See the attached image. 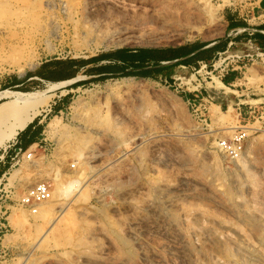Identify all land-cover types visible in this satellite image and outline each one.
<instances>
[{
	"label": "rangeland",
	"instance_id": "374dc122",
	"mask_svg": "<svg viewBox=\"0 0 264 264\" xmlns=\"http://www.w3.org/2000/svg\"><path fill=\"white\" fill-rule=\"evenodd\" d=\"M25 1L0 4V38L19 43L36 67L18 71L0 48V92H44L49 100L0 149V264H264V48L237 38L264 26L260 0H180L191 3L188 22L161 21L168 13L180 19L178 0ZM11 3L26 12L10 15ZM195 3L215 9L198 17ZM229 20L246 28L230 30ZM101 29L110 30L108 45L93 41ZM213 42L221 45L213 61L236 69L231 82L217 80L223 86L213 81L219 69L202 62L171 67L165 83L153 72L120 74L116 61L103 59ZM231 125L248 131L237 159L217 147L234 131L220 127ZM17 138L22 147L13 146ZM23 153L31 155L24 162ZM37 183L70 188L53 204L66 205L71 222L40 244L46 224L12 214Z\"/></svg>",
	"mask_w": 264,
	"mask_h": 264
},
{
	"label": "bare ground",
	"instance_id": "6f19581e",
	"mask_svg": "<svg viewBox=\"0 0 264 264\" xmlns=\"http://www.w3.org/2000/svg\"><path fill=\"white\" fill-rule=\"evenodd\" d=\"M10 0H0V4L1 3H9ZM27 1V0H26ZM25 1V3H27ZM76 1V0H75ZM15 2V1H14ZM32 2V1H29ZM202 2V1H201ZM64 2H62L63 4ZM178 3V7L182 9V14L180 15V19L174 18L173 15L171 14H166L161 16V21L166 22L167 20H171V21H175L179 20V21H185L188 22L189 20V12L191 11L190 5L191 3L188 1H177ZM227 3V2H224ZM16 4V3H15ZM23 4V3H22ZM30 4V3H29ZM53 4V3H52ZM4 4H2L3 6ZM229 5V4H228ZM8 6V4H7ZM23 6V5H22ZM19 7V5H13L12 3L10 4V8H6L9 9V12L7 13H13L10 15H14V12H21L20 10L22 9V11L27 10L24 9L26 6H23L24 8ZM47 6H50V3H47ZM53 6V5H52ZM1 7V5H0ZM55 7V6H54ZM3 7H1V12L4 10L2 9ZM30 8V6H29ZM34 8V7H33ZM32 9V8H31ZM44 9V7H43ZM49 9V8H48ZM51 9V8H50ZM215 9V8H214ZM214 9L212 8V6L210 7L209 5H200L199 3H195L194 4V8L193 10L198 13V17L199 16H210L212 15ZM45 10V9H44ZM40 11V10H39ZM48 11V10H47ZM57 11V10H56ZM0 12V13H1ZM26 12V11H25ZM24 12V13H25ZM30 12V11H29ZM44 12V11H43ZM5 13L4 15L6 16ZM45 13V12H44ZM50 13V11L48 12ZM47 13V14H48ZM56 13V12H55ZM59 13V12H58ZM216 13V12H215ZM21 14V13H20ZM26 15H28L27 13H25ZM38 14V13H37ZM2 15V13H1ZM8 15V14H7ZM23 15V14H22ZM25 15V16H26ZM46 15V14H45ZM4 16V17H5ZM21 16V15H20ZM24 16V15H23ZM29 16V15H28ZM31 16V15H30ZM40 16V15H38ZM47 16V15H46ZM3 17V15L1 16ZM7 17V16H6ZM5 17V18H6ZM17 17V16H16ZM32 17V16H31ZM42 17V16H41ZM40 17V18H41ZM44 17V16H43ZM48 17V16H47ZM4 18V19H5ZM14 18V17H13ZM52 18H54V16H52ZM57 18V17H56ZM192 18V17H191ZM195 18V17H194ZM3 19V18H0ZM8 18H6L4 21L7 22ZM9 19H11L9 17ZM18 19V18H17ZM29 19V18H27ZM44 19V18H43ZM50 19V18H49ZM48 19V20H49ZM65 19V18H64ZM197 19V18H196ZM1 21V20H0ZM3 21V22H4ZM13 21V20H12ZM15 21V20H14ZM25 22V19L22 20ZM21 21V22H22ZM41 21V24H43V20H39ZM11 23V21H9ZM8 22V23H9ZM19 22V21H18ZM28 22V21H27ZM45 22V21H44ZM50 22H52V20L50 19ZM56 22V21H55ZM2 23V22H1ZM20 23V22H19ZM49 23V22H48ZM21 24H24L23 22ZM46 24V22H45ZM54 24V21H53ZM4 25V23H3ZM10 25V24H9ZM28 25V24H27ZM52 25V24H51ZM58 25H55V28L58 29L57 27ZM9 27V26H8ZM22 27V25H21ZM50 30H53V27L48 26ZM108 28V27H107ZM11 29V28H10ZM22 29V28H21ZM20 29V30H21ZM56 29H54L53 33H55ZM13 30V28H12ZM102 30V29H101ZM6 31V30H5ZM17 31V30H16ZM103 34L101 37L99 38H95L93 41H100L103 42L105 41V37L108 36V34L110 33L109 29H104L102 30ZM18 32V31H17ZM51 32V31H50ZM6 33V32H5ZM52 33V32H51ZM50 34V33H49ZM101 34V33H100ZM51 35V34H50ZM13 36V35H11ZM20 36V35H19ZM84 37V36H83ZM54 38V37H53ZM22 39V38H21ZM27 39V38H26ZM50 39V38H49ZM90 39V38H89ZM89 39H87L88 43H89ZM13 40V39H12ZM84 40V39H83ZM21 41V40H20ZM47 41V40H46ZM14 42V41H13ZM22 42V41H21ZM29 42V41H28ZM85 42V41H84ZM24 43V42H23ZM33 43V42H32ZM47 43V42H46ZM104 43V42H103ZM19 43L13 44V43H9L6 41V39L0 38V48L3 49V51H7L9 53V56L11 55L12 57V61L10 63L11 66L16 67V69L18 71L23 72L25 68L28 69H34L36 67V64L33 62V57L31 55H27V56H23V51H22V47H20L18 45ZM101 44V43H100ZM99 44V45H100ZM106 44V43H104ZM110 44V42H109ZM32 45V44H31ZM85 45V44H84ZM89 45V44H88ZM108 45V44H106ZM105 45V47H106ZM27 46V45H25ZM96 47V46H95ZM8 48V49H7ZM30 48V47H29ZM32 48H30L31 50ZM253 49V48H252ZM33 50V49H32ZM91 50V49H90ZM5 53V52H4ZM7 53V54H8ZM34 55V53H33ZM4 56V55H3ZM6 59V58H5ZM8 59V58H7ZM9 60V59H8ZM6 61V60H5ZM35 61V60H34ZM10 62V61H9ZM177 73V72H176ZM22 74V73H21ZM75 78V77H74ZM180 79V78H179ZM182 79V78H181ZM79 79H75V81H77ZM217 79H213L214 83L216 86H223L219 81H217ZM69 82H74L69 80ZM69 82H65V83H69ZM212 84V83H211ZM225 87V85H224ZM49 88V87H48ZM52 89V88H51ZM52 95V94H51ZM50 97V96H49ZM48 97L44 95V92H12L10 90H3L2 92H0V101L4 100V102H0V149L4 150L6 148V143L10 142L11 140H13L16 135L18 134L19 131L23 130L30 122H32V120L36 117V115H38L39 113V107L42 105H45L47 103ZM48 105V104H47ZM140 105H137V107ZM136 107V106H135ZM136 107V108H137ZM136 110V109H135ZM140 112V111H139ZM217 116V115H216ZM227 117V116H226ZM217 121L218 120H224L225 117L221 116L220 117H216ZM55 119V118H54ZM114 120V119H113ZM226 120V119H225ZM224 123H222L223 125ZM234 124V123H233ZM112 125V124H111ZM49 127H51L52 130H55L57 128V123L55 120L50 121L49 123ZM112 129H116V127L111 126ZM229 129V130H235L236 126H221L220 129ZM211 133H213L212 135H216L215 131H211ZM81 140V139H80ZM75 151V150H74ZM76 152V151H75ZM77 153V152H76ZM31 157L30 154L25 155V153L22 154L20 160L22 162L26 161L27 159H29ZM34 163V162H33ZM27 165V164H26ZM15 171L11 172L9 174V180H12L14 178L15 175ZM6 176V175H5ZM4 178V177H3ZM56 183V182H55ZM74 185V184H73ZM32 187V186H31ZM68 187V186H66ZM61 186V184H57L56 185V190L55 192L50 191V198L46 201H43L41 203H39L35 208V210L33 211L32 209H25V210H21L17 209L15 210L12 214H15L17 216V220L18 222L20 221L21 223H28L27 219L29 215H33L34 220L36 223H33L34 225H40L39 223H44L46 224V228H41L44 230L39 231V235L37 240V244L40 242H42L43 240H45L46 237H48L50 234L52 233H56L59 232V226L61 224L62 225H66L68 223V221H70V218L68 216V214L66 213L67 211V206L64 204H53L54 203V199L57 197V193H60L63 195V192H65L66 190H69L70 188H66ZM74 187V186H73ZM80 187V186H79ZM63 188L65 191H63ZM82 187H80L81 189ZM79 189V191H80ZM73 190V189H72ZM71 191V190H70ZM68 194V191H67ZM66 215V217H65ZM15 217V216H14ZM16 220V219H15ZM19 222V223H20ZM71 222V221H70ZM69 222V223H70ZM14 223V222H13ZM17 224V223H16ZM18 225V224H17ZM69 225V224H68ZM27 226V225H26ZM41 226V225H40ZM68 227V226H67ZM74 230V229H73ZM38 234V233H37ZM69 238V237H68ZM68 240V239H67ZM68 244V243H67Z\"/></svg>",
	"mask_w": 264,
	"mask_h": 264
},
{
	"label": "trees",
	"instance_id": "16d2710c",
	"mask_svg": "<svg viewBox=\"0 0 264 264\" xmlns=\"http://www.w3.org/2000/svg\"><path fill=\"white\" fill-rule=\"evenodd\" d=\"M231 26H233V24H231ZM257 29L264 30V26H261L260 28H257ZM246 35L247 33L244 32L242 35H239V37H245ZM252 39L256 42L257 45L264 47V34L263 33H259V32L254 33L252 35ZM190 51H191L190 45H183L177 48L170 47V48H163V49L140 48V49H135V50H130V51H123L125 54L123 52H119L118 54L112 53L103 59L104 60H114L118 62L117 64L119 66L118 67L119 69L117 72H120V74L129 75L128 73H125L124 71L128 69H138L139 71L135 72L134 74L146 76L147 74L149 75L152 72L161 71V73L165 72L164 74L165 76H169L170 68L173 66L162 67V68L155 70L153 69V62H154V65H157V61L160 59L172 60L174 58L184 57L188 55ZM200 55L202 58H204L205 61L203 62L205 63H208L209 61L213 59V58L209 59L211 56L208 50L200 53ZM208 59L209 61H206ZM148 67L150 68L147 69ZM153 76L155 75L153 74ZM232 77H234V74H229L225 76L223 79V82L227 84L229 82L228 79H231ZM27 132L30 133L29 129ZM32 139L34 138H31L30 141L29 140L27 141L28 145L33 143L34 140Z\"/></svg>",
	"mask_w": 264,
	"mask_h": 264
},
{
	"label": "built area",
	"instance_id": "2783aa9c",
	"mask_svg": "<svg viewBox=\"0 0 264 264\" xmlns=\"http://www.w3.org/2000/svg\"><path fill=\"white\" fill-rule=\"evenodd\" d=\"M240 31H242V30H240ZM215 57L211 61H209L208 63H205V62L200 63L201 68H206L207 66H211L214 71L219 69L220 75L217 78H218V80H222V82H223V79L225 76H227L229 74L235 75L236 69L234 68L233 65L225 63L226 59H222L221 61L218 60L216 63L215 61H213L215 59ZM171 80H172L171 78L168 81L163 79V81H165V83H170ZM200 88H201V84L198 85V89H200ZM195 92L199 94V91L197 89H195ZM194 96L197 97V94H194ZM205 102L206 101H204V105H202V109H201L202 120H200V121L203 123L206 122V118L204 117V113L207 111ZM238 115H240V113ZM255 131H257V130H255ZM255 131H254V133H255ZM247 132L248 131H245L241 127H238V128H236V130H234L232 132V134L229 138L218 139L217 147H218L219 152L224 157H227L229 159H237V157L241 153V150L243 147V142L245 140V137L247 136ZM0 162H3V157H0ZM1 180L2 179H0V182H1ZM49 189L50 188L46 183H37V184L33 185L32 187L25 189V191L22 193V195L18 199L19 207L32 209L34 211L36 209L35 207L39 203L46 201L50 198Z\"/></svg>",
	"mask_w": 264,
	"mask_h": 264
},
{
	"label": "crops",
	"instance_id": "0c3cea01",
	"mask_svg": "<svg viewBox=\"0 0 264 264\" xmlns=\"http://www.w3.org/2000/svg\"><path fill=\"white\" fill-rule=\"evenodd\" d=\"M255 8L256 9H258V8L259 9H264V0H260L259 3L257 4V6H255ZM231 24H233V26H231ZM228 28L230 30L244 29V28H246V24L244 22L240 21V20H233V21L229 20ZM254 30H256V29H254ZM257 32L264 34V30H262V31L260 30V31H257ZM252 35H248V33H247V35L245 36V39L246 38L247 39H252ZM237 38H240V37L238 36ZM225 43H223V44H225ZM187 45L191 46V51H190V53L188 55H186L184 57H180V58H174L172 60L160 59V60L157 61V65H154V62H153V69L156 70V69H159V68H162V67H167V66H173L174 67L175 65H184V66L185 65H187V66L197 65V63H199V62L205 61L204 58L201 57L200 53L208 50L210 52V56H211L209 59H212V58H214L216 56L217 49H219L221 47V45L216 43V42L209 43V44L191 43V44H187ZM171 48H174V47H171ZM175 48H177V47H175ZM153 49H163V48H153ZM209 59L206 60V61H209ZM149 68L150 67H148L147 69H149ZM131 70L132 71H137L138 69H131ZM153 74L155 76H158L159 79L168 80V79H170L172 73L170 71L169 72V76H162L163 74H165V72L161 73V71L153 72ZM232 79H233V77L231 79H228V81L231 82ZM17 145H20L18 138L16 139V142H15V144L13 146L15 147Z\"/></svg>",
	"mask_w": 264,
	"mask_h": 264
}]
</instances>
